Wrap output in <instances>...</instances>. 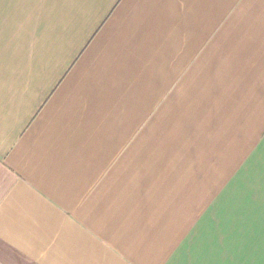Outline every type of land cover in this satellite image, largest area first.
<instances>
[{"label":"crops","instance_id":"1","mask_svg":"<svg viewBox=\"0 0 264 264\" xmlns=\"http://www.w3.org/2000/svg\"><path fill=\"white\" fill-rule=\"evenodd\" d=\"M0 264H264V0H0Z\"/></svg>","mask_w":264,"mask_h":264},{"label":"rangeland","instance_id":"2","mask_svg":"<svg viewBox=\"0 0 264 264\" xmlns=\"http://www.w3.org/2000/svg\"><path fill=\"white\" fill-rule=\"evenodd\" d=\"M201 100V99H199ZM176 113L171 114V125H167L166 121L161 120L160 125L156 122L153 129L149 127L148 130L145 125H139L140 147L139 153L142 160H140V169L148 170H162L163 168H176L180 170H189L195 168V162L189 159V156L183 160H179V156H174L168 159V155L178 153L179 143L182 140L187 148L188 155H195L194 146V129L196 114L195 98L188 97L186 99V106H183L182 99L175 100ZM185 110L182 113V109ZM190 147V148H189Z\"/></svg>","mask_w":264,"mask_h":264}]
</instances>
